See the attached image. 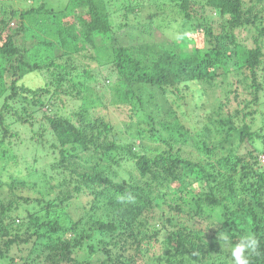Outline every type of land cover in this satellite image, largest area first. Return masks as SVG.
Wrapping results in <instances>:
<instances>
[{"label":"trees","instance_id":"16d2710c","mask_svg":"<svg viewBox=\"0 0 264 264\" xmlns=\"http://www.w3.org/2000/svg\"><path fill=\"white\" fill-rule=\"evenodd\" d=\"M124 1L128 7L121 18L129 16L126 26L130 17L147 15L168 28L179 25L181 16L180 28L189 29L192 11L200 15L188 32L189 55L183 56L172 43L158 47L152 42L116 46L103 60V67H110L116 77L106 87L113 103L128 107L129 122L138 127L140 118L145 126L135 129L140 142L164 145L154 156L144 148V153L137 150L130 126L120 134L89 113L82 117L97 102L94 70L101 66V58L84 54V46L110 42L120 10L115 18L112 12ZM261 4L262 0L247 6L244 0H69L60 9L41 4L21 11L19 34L0 32V264H233L231 248L248 233L258 241L251 264H264ZM217 21L219 33L211 27ZM29 22L38 34L33 48L55 53L44 66L22 60L19 45ZM236 30H253L251 44L241 43ZM82 52L97 65L94 70L72 65ZM61 58L66 62H55ZM37 70L49 81L36 88L21 84ZM73 76H78L76 81ZM67 82L74 93L62 89ZM191 84L204 90L206 98L207 92L219 90L203 114H197L196 107L190 113L186 102H178ZM58 94L69 95L77 102L74 109L80 110L70 117L61 114ZM167 104L179 114L175 120L160 118ZM232 143L238 147L231 148ZM21 149L30 160L18 158ZM126 167L134 168L137 178L127 172L128 179L118 182ZM26 191L36 197L24 195ZM50 191L56 194L45 203L42 197ZM85 195L91 196L89 204H80L81 213L72 219L67 209ZM102 211L106 219L100 218ZM155 212L168 228L163 256L161 249L150 247L161 241L150 221ZM223 231L231 236V244L219 241ZM149 255L155 257L150 263Z\"/></svg>","mask_w":264,"mask_h":264},{"label":"rangeland","instance_id":"374dc122","mask_svg":"<svg viewBox=\"0 0 264 264\" xmlns=\"http://www.w3.org/2000/svg\"><path fill=\"white\" fill-rule=\"evenodd\" d=\"M69 0H0V32H8V33H12L15 34L17 33V26L21 25V22L19 21L18 15L21 11L30 9L31 7H35L37 8L38 6L45 5L46 9L49 10V8H53V10L55 8L60 9L61 7H65L66 4L68 3ZM111 1H115V0H111ZM128 1V0H126ZM246 3V6L248 4H251L252 1L254 0H244ZM125 3V4H124ZM123 5L121 8L116 9L112 12V14L114 15V18L116 17V11L120 10V14H119V20H116L114 23V26H112V34H111V40L110 42H106V45H104V43L102 42H98L97 44H95L96 46L92 47V45H85L84 49H86V53L82 52L79 53L78 55L75 56V58H73V63L72 65H74L76 68H79L80 70L82 69V66H86V67H91L93 70L95 68V66H97L94 62H92L90 59H87L84 57V54H86L87 56L89 55H94L96 57H100V61H101V66H98L97 69L94 70L97 80L99 81L98 84L93 85L95 92L98 94L94 96V99L97 100L95 107L92 109H89L88 112L83 113L82 117L86 118L88 116V113L94 117L95 119H101L104 122H108L112 125V128L117 132H121L120 134H123V132L128 130V126H130V132L132 133L131 138L132 140H134V144L138 145V149L140 152L144 153L142 148L146 149L147 152L154 156L156 155L158 152L162 151L164 148L163 144L160 143H153L150 142L148 140H142V142H140V137H137V133L135 131V129L137 128V130L142 129L143 127L145 128L144 125H142V122L140 120V118H138L136 120V124H138L139 126L137 127L134 123L129 122L130 118V114H128V107H124L123 105H117V103H113V98L112 95L110 94L109 90L106 89L107 85L113 84L115 83V74L111 71L110 67H103L102 64H104L105 61H103L106 57L108 58V55L110 53V50L115 48L116 46H138L140 43H156L158 47H160L164 42L167 44L172 43V46H178L179 49H181L183 51V56L185 55H189L191 53V44H190V39H189V35L188 32H190V27L192 28L193 25L196 24V22L200 19L199 16L197 14V10L195 9L193 12V17H192V21L191 23H188L187 26L189 27V29H187L186 26L180 28L179 25L182 24V20H181V16H179L177 19L178 21L181 23H179V25L173 24L171 23V26H169L168 28L166 27V25H162V23H159V21H156V23L151 22L149 19L150 17H148L147 15H143L142 16H133L129 18V21L131 20V24L126 26V21L128 20V17H126V19H124V17L121 18L122 14H123V10L125 7H128V4L124 1ZM131 4V3H129ZM261 6H264V0H262V4ZM155 13L157 14V11H155ZM158 15V14H157ZM156 15V16H157ZM113 18V20H114ZM154 20V19H153ZM1 21L3 23H5L3 25V23H1ZM155 21V20H154ZM219 21L217 22H212L211 27L214 29L215 33H219L220 32V28H219ZM8 24V25H7ZM153 26H152V25ZM158 25V29L157 26ZM34 25L31 24L30 22L28 23V27L29 30L28 34L26 36L23 37L22 39V43L19 45L20 47V51H21V57L23 58L22 60L29 63L30 64H35V65H39V66H44L45 62L46 63H50V60L53 59V56H55V53L51 50H48L47 52H42L40 50L34 49L33 46L36 43L38 34L37 31H35ZM159 26L161 28H159ZM152 27V28H150ZM187 29V30H186ZM19 34V32L17 33ZM16 34V35H17ZM254 34L253 30H250L248 32H240L239 30L235 31V35L237 36V38L239 37V41L241 43H246L249 42L251 44V35ZM182 36V39H176L177 36ZM31 37V38H30ZM227 41H223L221 42V44H226ZM23 51V52H22ZM84 53V54H83ZM60 54V53H58ZM61 55V54H60ZM98 55V56H97ZM98 57V58H99ZM55 62H57L58 64L60 63H65L66 62V58H61L58 59L57 61L55 60ZM95 65V66H94ZM100 67V68H99ZM3 68L0 65V71ZM39 74V76H38ZM78 76H73V78H71L72 80L77 79ZM259 77L262 79H264V73H260ZM5 78L8 79L7 82H9V79L11 78V74H5ZM84 76L83 78L80 77L79 80H81L83 82ZM49 81V77L45 74V73H39V71L37 70L36 72L32 73L30 76H24L23 80L21 81L22 85H26V86H30L31 88H36L39 86H42L44 84V82H48ZM69 82V81H68ZM67 82V85H63L62 89H64L65 87L68 88L67 92L68 94H72L75 92V90H72V83L69 84ZM74 82V81H72ZM204 90H202L199 86L197 85H190V88L186 91L182 92L181 97L183 98H179L178 102H186L187 105L184 106V104H182L181 106V111H183V106L186 108V110L190 111V113L192 112L194 114V110L196 107L197 110V114H203L206 110L208 105H211L214 103V100L216 99L215 97H218L219 94V90L217 89H213L209 92L206 93L207 98L203 95ZM205 92V91H204ZM69 96V95H68ZM67 95L66 96H61L58 94V98L55 101L57 102V106L60 107L59 112L63 115H66L67 117L72 116L74 113L78 112L80 109H78V107L76 109H74V103L77 104V102H72L71 98H69ZM210 96V97H209ZM101 97V98H100ZM174 98V97H173ZM75 100V99H74ZM159 99H156L155 102H159ZM261 101L264 102V97H261ZM208 103V105H207ZM82 103L79 102V105H81ZM169 105L167 104L166 108L164 107L162 111H160L162 113V115L160 116V118H163V120H175L177 116H179V114L174 113L170 107H168ZM147 109H149L150 105L149 103L147 104ZM62 108V109H61ZM152 109V108H151ZM174 114H173V113ZM175 115V117H174ZM260 125L259 121H257V125H255L254 128H258ZM31 135V133H28L27 136ZM142 146V147H141ZM228 146V145H227ZM238 147V145H235V143H232V147ZM229 147V146H228ZM245 150V149H244ZM21 154L19 155L18 158H22L23 156L25 158H27L28 160H30V158L26 155L25 152H22L21 149ZM23 155V156H22ZM6 163V161H3L1 164L4 165ZM130 172L131 175L136 179L137 178V173L135 171L134 168L129 169V168H124V170H121L119 172V176L117 181L120 182L123 179H128L129 177V173ZM24 195H28L30 197L35 198L36 195L32 192V191H26L25 193H23ZM56 192L54 193L53 191H50V195L47 197H42L45 198L44 202H48L49 198H52L55 196ZM76 200V199H75ZM91 200V196L89 195H85L82 200L81 203L79 202V200H76L74 202H71V206H69V208L67 209V211L69 212L68 214H70L71 218L76 219L78 217V214L76 212H80L81 210L79 208L80 204L85 205L86 203L89 204V201ZM32 204V203H30ZM32 207V205H31ZM31 210V208H30ZM34 210V208H33ZM100 218L101 219H106V215L104 213V211H102L100 213ZM158 216H159V212H155L153 214V218L150 220L152 223V226L154 224V229L157 231H160V236L158 238L157 244L152 242L150 244L151 246H155V249H161V256H163L166 252H167V246L165 243V237L168 233V228L164 227L160 222V220H158ZM169 215L165 216L168 217ZM160 221V222H159ZM163 221L164 217H163ZM156 240V239H155ZM155 256H159L158 252H155ZM147 261H153L155 260V257H151V255L148 256V258H146ZM152 264H155V261L152 262ZM156 264H163V262L159 261Z\"/></svg>","mask_w":264,"mask_h":264},{"label":"clouds","instance_id":"9594fccd","mask_svg":"<svg viewBox=\"0 0 264 264\" xmlns=\"http://www.w3.org/2000/svg\"><path fill=\"white\" fill-rule=\"evenodd\" d=\"M182 36H177L176 39H182ZM219 241H223L224 245L231 244V236L228 232L223 231L219 237ZM258 241L251 233L243 235L239 238V242L231 248V256L233 264H251L250 256L256 252Z\"/></svg>","mask_w":264,"mask_h":264},{"label":"built area","instance_id":"2783aa9c","mask_svg":"<svg viewBox=\"0 0 264 264\" xmlns=\"http://www.w3.org/2000/svg\"><path fill=\"white\" fill-rule=\"evenodd\" d=\"M261 163H264V157L261 158Z\"/></svg>","mask_w":264,"mask_h":264}]
</instances>
